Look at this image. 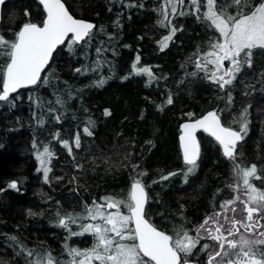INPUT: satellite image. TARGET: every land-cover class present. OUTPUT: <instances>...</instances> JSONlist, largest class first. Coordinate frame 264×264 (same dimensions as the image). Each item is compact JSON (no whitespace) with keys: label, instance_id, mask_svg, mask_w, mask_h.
<instances>
[{"label":"trees","instance_id":"obj_1","mask_svg":"<svg viewBox=\"0 0 264 264\" xmlns=\"http://www.w3.org/2000/svg\"><path fill=\"white\" fill-rule=\"evenodd\" d=\"M64 2L67 6L71 5L69 10L77 18L89 19L98 28L103 25L104 32H98L93 39L88 48V59L80 51L74 57L65 46H61L64 50L59 48V55L54 54L53 67L58 73L56 80L49 85L17 92L19 99L15 108L0 106V187H6L12 179L23 180L19 192L7 189L0 193V250L8 252L7 257H0L3 259L11 256L5 234L16 235L30 248H47L58 253L61 236L55 231V202L60 201L65 211L81 210L80 199L71 191L73 185L69 181L76 176L79 184L87 188V192L81 188L79 193L84 200H89V196L99 198L108 193L126 192L129 173L119 165L127 152L132 153L129 157L131 162L139 164L140 169L147 173L144 182L157 201L158 208L154 211L164 214L160 217L169 225L177 222L174 217L181 205L184 206V215L193 224L199 223L204 214L211 211V204L220 200L221 196H217L213 201L216 190L231 182L230 164L222 157L217 142L203 131L197 132L203 161L199 170L195 177L189 178L188 183H184L180 175L185 165L179 136L181 124L188 120L186 113L191 111L199 117L209 110L225 106L224 99H217L225 97V92L204 79L202 73L195 78L185 75L194 70L189 57H193L198 45L201 51L206 50L204 45L211 32H206L192 16L177 17L172 23L177 27L183 26V31L178 32L169 47L161 51L158 41L169 32L157 23L161 18L160 0ZM231 2L228 0L229 4ZM25 10L30 13L33 23L39 24L45 18V10L39 0H10L4 6V20L0 25L11 31L18 30L25 22ZM116 21H119V26ZM108 36L115 39L109 40ZM7 38L11 39V36ZM97 47L108 49L101 59L112 61L111 75L107 67L103 72L109 78L102 87L92 86L101 73H74L75 68L88 65L97 58ZM137 55L141 57L140 66H152L156 76L161 77L159 83H149L146 77L132 73L131 66ZM254 65L243 76L245 82L254 80L255 74L264 66V56L256 55ZM49 71L51 69H46L43 76ZM57 80L66 81L71 89L82 90L73 92V99L67 101L60 123L46 111L48 102H54L57 95H65L66 86ZM256 87L259 89L260 85ZM169 90L174 103L165 105ZM244 91L243 83L234 82L231 90L234 98L232 114L238 115L242 106L252 105L250 130L242 149L243 162L246 165L255 163L260 168L264 166V95L257 91L244 97ZM17 93L12 96H17ZM29 96L33 100L39 99L41 107L37 108ZM159 106H163L162 111ZM105 109L110 110V116L104 115ZM88 119L95 122L94 138L83 134V126ZM231 119L230 115H226L222 117V122L227 126ZM41 120L42 124L39 123ZM77 131L81 133L83 147L76 150L73 146L69 155L67 149L53 139V135L58 132L61 139L71 141ZM34 139L38 146L50 145L55 153L50 186L43 182L42 173L36 171L39 162L32 148ZM148 141L151 144L146 143ZM92 157L96 158L95 166L90 163ZM76 163L83 164V175L75 170ZM169 172H176L177 176L152 183ZM54 176L63 179L57 183ZM221 195L225 198L229 196L227 190ZM28 209L43 211L44 214L30 217ZM18 264H24V261L20 260Z\"/></svg>","mask_w":264,"mask_h":264},{"label":"snow or ice","instance_id":"obj_2","mask_svg":"<svg viewBox=\"0 0 264 264\" xmlns=\"http://www.w3.org/2000/svg\"><path fill=\"white\" fill-rule=\"evenodd\" d=\"M8 0H0V21L4 20V6ZM46 17L38 24L31 22L30 13L25 10V22L16 31L3 28L0 25V106L15 108L18 103V89L27 86L40 87L49 85L56 80L58 73L54 69L55 57L60 46H65L68 53L75 57L77 51L85 54L88 59V48L98 32H104L103 25L86 18H77L66 6L64 0H39ZM143 7V5H139ZM135 7V5H128ZM160 19L158 25L168 29L158 44L161 51L169 47L183 26L172 23L177 17L192 16L211 36L205 42L206 50L197 51L189 57L194 70L186 76L203 78L215 84L221 92H225V106L214 108L196 117L194 112H187L188 121L183 123L179 136L183 152L185 168L180 171L183 182L188 183L190 177H195L202 161L200 141L197 132L203 130L215 142L222 157L230 164V181L224 188H218L213 194L220 200L211 204V211L206 212L201 222L192 224L184 215L183 205L168 230H161L152 218L149 186L144 182L147 173L140 169L139 164L131 162L132 153L127 152L120 160V168L128 170L129 185L124 192L108 193L99 198L89 196L84 200L79 196L81 188L87 192L84 185L79 184L77 177L69 181L73 185L71 191L80 199V211H65L60 201L55 202V224L66 235L61 252L54 256L52 251L43 248L28 247L16 235L5 234L7 248L11 249L8 259L0 258V264H264V188H258L253 181L264 185V166L244 164L243 145L251 124V104L241 107L238 115L232 114L234 98L231 90L235 83H243L244 97L257 91L264 95V66L255 74L254 80L245 82L243 76L254 68V57L264 56V0H160ZM119 26V21L115 22ZM11 36V39L7 37ZM109 40L115 39L108 36ZM143 39V37H140ZM67 41V43H66ZM60 48V51H63ZM108 49L97 47L96 59L88 65L75 68L74 73L87 75L101 73L93 82V87H102L109 77L103 72L107 67L112 73V61L101 59ZM113 54L115 50L113 49ZM141 57L137 55L132 64V73L146 77L149 83H159L161 77L156 76L152 66H140ZM225 62L228 66L225 67ZM183 67V65H182ZM46 69H51L43 77ZM127 77H125L126 79ZM65 87V95H57L54 102H48L46 111L57 122L67 106V101L73 99V92L82 90L71 89L66 81H58ZM183 82V81H182ZM260 85L257 89L256 85ZM17 93L13 97L12 94ZM29 100L41 107L39 99ZM53 103L55 106H53ZM174 103L171 91L165 105ZM163 110V106H159ZM105 116H110L109 109L104 110ZM230 115L231 121L222 122V117ZM43 123V120L39 121ZM95 122L88 119L83 126V134L94 138ZM57 140L67 149L69 155L82 149L81 133L77 131L70 141L61 139L60 133H55ZM151 144L150 141L146 142ZM2 147V146H0ZM35 158L39 162L37 173H42L43 182L51 185L52 160L55 153L50 145L32 143ZM75 161V156L72 157ZM96 164V158L90 162ZM75 170L84 174L83 164L76 163ZM177 176L176 172L161 175L157 184ZM57 183L63 177L54 176ZM21 179H12L6 187H0V193L7 189L20 191ZM227 190L228 198L221 194ZM122 197V198H121ZM51 200V197H48ZM90 201V202H89ZM154 202V201H153ZM43 211L35 212L28 209L30 217L42 216ZM163 216L164 214L159 213ZM88 235L93 243L90 248L72 247L69 241ZM67 255V259L63 256ZM8 252L0 250V257H7Z\"/></svg>","mask_w":264,"mask_h":264},{"label":"flooded vegetation","instance_id":"obj_3","mask_svg":"<svg viewBox=\"0 0 264 264\" xmlns=\"http://www.w3.org/2000/svg\"><path fill=\"white\" fill-rule=\"evenodd\" d=\"M257 187H259L258 185V181H253ZM149 194H150V191H149ZM154 201V202H153ZM150 203H151V207H152V218L154 220V222L157 224L158 227L161 228V230H168L169 228H171V225H169L168 223L164 222L162 217H160L161 215H158L154 210H156L158 207H157V201L155 200V197L153 195L150 194ZM72 211V210H71ZM203 219V218H202ZM201 219V221H202ZM200 221V222H201ZM166 223V224H165ZM169 227H167L168 225ZM193 224V223H192ZM55 231H57L56 235H59L61 236V242L58 243V253L56 251H52L53 255L54 256H58L61 252V248H62V245L64 243V237L66 235V233L58 228V227H55ZM92 243H93V240L90 236H88L87 234L84 236V237H79V238H72V240L69 241V244L70 246L72 247H78V248H81V249H84V248H90L92 246ZM64 259H67V255L65 254L63 256Z\"/></svg>","mask_w":264,"mask_h":264},{"label":"water","instance_id":"obj_4","mask_svg":"<svg viewBox=\"0 0 264 264\" xmlns=\"http://www.w3.org/2000/svg\"><path fill=\"white\" fill-rule=\"evenodd\" d=\"M8 1H10V0H8ZM66 4V3H65ZM67 6V5H66ZM46 17V16H45ZM1 22V21H0ZM91 22H93V21H91ZM93 23H95V22H93ZM61 47V46H60ZM59 49V48H58ZM55 54V53H54ZM42 75H43V73H42ZM31 87H33V86H27V87H25V88H21V89H18L17 90V92H19L20 90H24V89H27V88H31ZM15 93H13L12 95H14ZM188 120H185L183 123H185V122H187ZM182 123V124H183ZM181 124V125H182ZM203 131V130H202ZM207 134V133H206ZM208 135V134H207ZM214 139V138H213ZM181 151H182V148H181ZM182 155H183V152H182Z\"/></svg>","mask_w":264,"mask_h":264},{"label":"rangeland","instance_id":"obj_5","mask_svg":"<svg viewBox=\"0 0 264 264\" xmlns=\"http://www.w3.org/2000/svg\"><path fill=\"white\" fill-rule=\"evenodd\" d=\"M227 66H228V62H225V67H227ZM258 185H259L258 188H264V185H261L259 181H258Z\"/></svg>","mask_w":264,"mask_h":264},{"label":"bare ground","instance_id":"obj_6","mask_svg":"<svg viewBox=\"0 0 264 264\" xmlns=\"http://www.w3.org/2000/svg\"><path fill=\"white\" fill-rule=\"evenodd\" d=\"M39 249H41V248H39Z\"/></svg>","mask_w":264,"mask_h":264}]
</instances>
